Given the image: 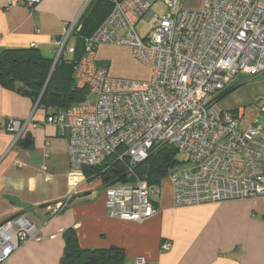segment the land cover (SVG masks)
Masks as SVG:
<instances>
[{"label":"built area","instance_id":"1","mask_svg":"<svg viewBox=\"0 0 264 264\" xmlns=\"http://www.w3.org/2000/svg\"><path fill=\"white\" fill-rule=\"evenodd\" d=\"M108 1V15L83 40L74 66L76 88L86 90L92 99L63 112L49 109L45 121L68 131L70 169L95 168L113 157L127 160L132 175L133 167L154 149L167 146L175 152V165L167 171L174 207L264 196V121L256 119L241 131V113L223 110L217 100L237 75L264 73L261 0H200L195 8L183 6L181 0H163L167 8L163 17L151 13L156 0ZM25 2L35 7L39 0ZM147 15L153 28L142 39L135 26ZM77 23L78 19L69 25L57 55L74 52L75 45L67 42ZM106 44L131 48L133 56L151 69L150 80L109 77L95 60L97 48ZM260 116L264 118V103ZM29 123L14 119L5 123L12 136L10 148ZM181 156L187 160L180 162ZM159 187L143 180L106 186L108 217L143 222L155 216ZM69 199L50 207L49 213L57 215ZM38 235V228L20 217L1 223L0 264ZM171 247L164 241L161 250ZM135 264L146 261L137 257Z\"/></svg>","mask_w":264,"mask_h":264},{"label":"crops","instance_id":"2","mask_svg":"<svg viewBox=\"0 0 264 264\" xmlns=\"http://www.w3.org/2000/svg\"><path fill=\"white\" fill-rule=\"evenodd\" d=\"M25 1L0 0V52L34 48L52 58L69 25L97 0H39L35 7ZM103 6L107 11L109 5ZM71 44L74 37L67 42ZM232 81L224 90L237 89ZM241 90L230 94L237 96L232 102L227 96L219 104L241 113L242 121L247 98ZM48 112L0 86V224L20 217L39 231L37 239L23 244L4 264H59L63 234L69 229L81 249H121L126 264H135L137 257L146 264H264V196L176 208L167 187L154 201L155 216L143 222L111 219L104 191L113 184L93 171L70 169L69 133L46 125ZM10 119L30 120L12 148V136L5 130ZM27 137L29 145L23 148ZM68 197L67 205L52 216L49 208ZM164 241L171 243L168 252L161 250Z\"/></svg>","mask_w":264,"mask_h":264},{"label":"trees","instance_id":"3","mask_svg":"<svg viewBox=\"0 0 264 264\" xmlns=\"http://www.w3.org/2000/svg\"><path fill=\"white\" fill-rule=\"evenodd\" d=\"M103 5H109L107 11ZM110 8L111 3L108 0H97L93 8H89L91 12L85 10V15L79 18L77 27L72 34L75 49L72 54H69L71 58L66 59L63 51L59 55L52 73L54 60L44 57L37 49L1 51L0 86L27 96L37 103L51 73L39 106L45 110L52 109L54 113H57L73 105L84 103L88 92L76 88L73 78L74 66L82 54L83 40L98 28ZM235 89V87H230L222 91L217 100L221 102ZM174 157L175 152L171 148L162 146L154 149L145 161L134 166L132 175L128 173L129 162L127 160L118 162L113 157L108 158L98 167L85 168L84 172L93 171L97 176L102 177L104 182L112 184H132L137 180H143L151 186L159 185L166 177L168 169L175 165ZM63 238L64 251L59 264H126L125 253L121 249H81L76 233L72 229L67 230L63 234Z\"/></svg>","mask_w":264,"mask_h":264},{"label":"rangeland","instance_id":"4","mask_svg":"<svg viewBox=\"0 0 264 264\" xmlns=\"http://www.w3.org/2000/svg\"><path fill=\"white\" fill-rule=\"evenodd\" d=\"M261 2L264 4V0H261ZM199 3L200 0H181V4L183 6L191 8H195L199 5ZM151 12L159 17L165 16L167 14V8L164 5L163 0H156L151 8ZM152 28L153 24L146 21L144 18L135 26L137 34L142 39L151 35ZM54 57L55 55L52 57L53 60ZM64 57L66 59H70V55L65 52ZM96 62L98 65L105 67L108 71L109 77L111 78L148 82L151 77V69L144 63L137 60L133 56L131 48L127 46L116 44L100 45L96 51ZM232 82L238 85L236 90L241 88L243 89L239 94L243 96L244 99L247 98V102L242 105L244 108V116L241 121L240 130L244 131L248 129L252 126L256 118H258V122L260 124L263 123L264 118L260 116V107L262 103H264V73L256 77L237 75L233 78ZM256 95L258 97H256ZM229 96L226 98V101L229 102H232L233 99L237 97L235 95L231 97ZM86 97L88 100L92 99L89 95ZM186 160V156H181L179 158L180 162H185ZM187 165L189 164H185L183 167ZM159 186L161 192H164L167 187L171 190V183L168 175H166V177L161 181Z\"/></svg>","mask_w":264,"mask_h":264},{"label":"water","instance_id":"5","mask_svg":"<svg viewBox=\"0 0 264 264\" xmlns=\"http://www.w3.org/2000/svg\"><path fill=\"white\" fill-rule=\"evenodd\" d=\"M58 58H59V55H56V57L54 58L51 73H52V71H53V69H54V66H55V64H56V62H57V60H58ZM51 73H50V75H51ZM50 75H49V77H48V80H49V78H50ZM48 80H47V82H46V84H45L44 89L46 88V86H47V84H48ZM44 89H43V91H44ZM43 91L41 92V95H40V97H39V99H38V101H37V104H39V102H40V99H41V97H42ZM28 145H29V139H28V137H27V138L23 141V143H21V146H22L23 148H27Z\"/></svg>","mask_w":264,"mask_h":264}]
</instances>
